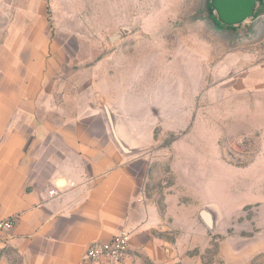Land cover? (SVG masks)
I'll return each mask as SVG.
<instances>
[{
    "label": "rangeland",
    "instance_id": "obj_1",
    "mask_svg": "<svg viewBox=\"0 0 264 264\" xmlns=\"http://www.w3.org/2000/svg\"><path fill=\"white\" fill-rule=\"evenodd\" d=\"M206 1L0 0V45H47L68 87L86 88L92 70L124 74L140 114L121 117L154 121L153 168L192 205L179 264H264V94L236 95L243 67L264 61V21L218 29Z\"/></svg>",
    "mask_w": 264,
    "mask_h": 264
},
{
    "label": "crops",
    "instance_id": "obj_2",
    "mask_svg": "<svg viewBox=\"0 0 264 264\" xmlns=\"http://www.w3.org/2000/svg\"><path fill=\"white\" fill-rule=\"evenodd\" d=\"M46 46L0 45V219L14 217L0 264H103L85 259L87 246L122 230L126 264H179L180 223L185 232L192 205L153 168L154 121L121 117L140 111L126 101L124 74L92 70L86 88L68 87ZM258 61L243 67L236 95L262 104Z\"/></svg>",
    "mask_w": 264,
    "mask_h": 264
},
{
    "label": "built area",
    "instance_id": "obj_3",
    "mask_svg": "<svg viewBox=\"0 0 264 264\" xmlns=\"http://www.w3.org/2000/svg\"><path fill=\"white\" fill-rule=\"evenodd\" d=\"M257 18L264 21V14ZM55 192L50 191V195ZM14 217L0 219V243L5 233L12 229ZM130 240V232L122 230L106 242H92L85 252V259L93 262H102L103 264H126V252Z\"/></svg>",
    "mask_w": 264,
    "mask_h": 264
},
{
    "label": "water",
    "instance_id": "obj_4",
    "mask_svg": "<svg viewBox=\"0 0 264 264\" xmlns=\"http://www.w3.org/2000/svg\"><path fill=\"white\" fill-rule=\"evenodd\" d=\"M210 5L217 17V20L224 26H238L253 17L256 0H210ZM121 37V34L110 36V42ZM200 216L205 224L211 228L212 219L204 210Z\"/></svg>",
    "mask_w": 264,
    "mask_h": 264
},
{
    "label": "trees",
    "instance_id": "obj_5",
    "mask_svg": "<svg viewBox=\"0 0 264 264\" xmlns=\"http://www.w3.org/2000/svg\"><path fill=\"white\" fill-rule=\"evenodd\" d=\"M206 11L208 12L209 19L218 29H234L236 26H224L218 20L210 5V0L206 1ZM264 14V0H256V6L254 9L253 17L257 18L259 15Z\"/></svg>",
    "mask_w": 264,
    "mask_h": 264
}]
</instances>
